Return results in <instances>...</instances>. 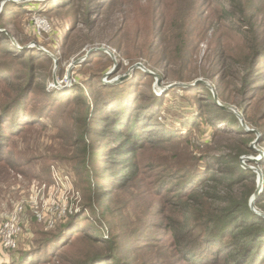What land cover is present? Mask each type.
Wrapping results in <instances>:
<instances>
[{"label": "rangeland", "instance_id": "1", "mask_svg": "<svg viewBox=\"0 0 264 264\" xmlns=\"http://www.w3.org/2000/svg\"><path fill=\"white\" fill-rule=\"evenodd\" d=\"M202 2L194 11L193 0H0V103L13 95L11 82L29 78L30 69L21 60L29 51L36 55L35 77L25 99L29 115L24 112L18 133L9 135L12 147L0 162V226L15 210H21L17 214L18 248L6 251L0 244V263H18L26 250L44 244L47 251L39 260L52 257L50 264H85L88 258H92L89 264H189L177 258L174 232L164 228L158 212L150 215L149 219L154 218L150 226L142 223L143 213L151 209L147 202L152 201L142 178L151 184L150 176L161 175L159 168L152 171L148 166L152 161L147 157L153 151L143 153L144 175H138L132 187L115 189L111 197L96 203L93 192L99 189L89 174L110 159L103 156L92 162L88 155L84 157L81 148L86 144L75 138L90 117H77L83 110L74 101L66 105L63 98L53 101L43 94L41 82L56 95L67 90L72 99L81 88L90 114L96 117L102 112L112 117L108 104H122V110L131 102L143 114L154 108L153 123L189 132L196 150L213 133L218 154L240 142L243 135L236 136V130L253 131L252 153L241 157V164L256 174L257 188L262 178V191L264 76H257L241 90L242 78L253 68L246 58L248 44L236 30L238 24L229 25L214 16L212 9L221 7L220 0ZM259 4L264 7V0ZM181 17H187L192 32L182 61L174 57L181 45L167 31V24ZM166 51L171 52L172 61L165 58ZM46 56L52 61L45 60ZM260 62L256 58L255 66ZM50 75L52 79L47 78ZM178 76L188 80L177 81ZM196 80H202L207 89L195 84ZM32 89L38 91L30 93ZM198 92L201 97L194 100ZM203 92L212 94L213 101L208 102L233 113L240 127L230 121L213 127L207 117L186 124L202 106ZM95 98L106 99L108 104ZM96 104L100 108L93 110ZM91 121L87 144L100 142L94 130L102 122L95 117ZM84 160L86 166H82ZM107 166L116 168L115 164ZM87 179L92 180L93 190L85 183ZM68 225L59 238L54 236ZM113 237L115 253L107 243Z\"/></svg>", "mask_w": 264, "mask_h": 264}, {"label": "trees", "instance_id": "2", "mask_svg": "<svg viewBox=\"0 0 264 264\" xmlns=\"http://www.w3.org/2000/svg\"><path fill=\"white\" fill-rule=\"evenodd\" d=\"M208 1L203 0L202 3L206 4ZM220 1L221 7L212 9L214 16L229 25L238 24L239 28L236 30L248 44L246 58L253 68L251 67L250 72L242 78L241 90H244L257 76L262 73V77L264 76V64H262L264 62V7H259V0L257 2L255 0ZM199 2L200 0H193L194 11L197 10ZM190 26L187 17L174 18L167 24V31L172 33L175 41L181 45L179 50L178 48L175 50L176 60L182 61L181 54L187 47L188 37L192 35ZM4 51L6 52V49ZM168 51L165 58L172 61L173 58L169 55L171 52ZM34 56L36 55L29 51L25 58H20L21 61L26 62L21 63L26 64L30 69L29 78L23 82H11L14 85L13 95L0 103V162L4 161L6 155L10 153L12 144L8 140L11 135L18 133L20 123L26 117L23 113L29 115L25 99L35 77L32 69ZM256 58L262 62L255 66ZM44 59L52 61L47 56ZM47 78L52 79L51 75ZM176 79L177 81L188 80L184 76H178ZM39 84L43 94L53 98V101L63 98L66 105L74 101V104L83 110V113L77 116L80 119L89 120L90 117L89 122L82 127L83 131L79 132L75 139L82 140L86 144L81 149L84 157L88 155L90 161H99L103 156L110 159L102 164L101 169H93L89 174L94 187L96 185L95 188L99 189L93 192L96 203L100 199L106 200L111 197L115 189L132 187L138 175H144L140 166L143 153L153 151L147 157L149 161H152L148 166L152 171L159 168L161 175L157 178L150 176L151 184L142 178V183H148L152 200L147 202L151 209L147 208L143 213L145 217L142 221L143 225L150 226L154 221V218L149 219L150 215L158 212L157 214L165 223L164 228L169 227V230L174 232L175 253L179 261L189 264H264V216L256 214L250 207V199L257 189V176L251 170L243 168L241 164V157L252 153L250 143L253 139V131L236 130L234 134L243 135V138L241 137L238 144L218 154H215L213 146L216 142L215 133L208 142L199 145L196 150L192 148L189 132L182 133L178 129L159 128L153 123L156 122L152 118L156 114L154 108L150 110L145 108L148 112L143 114L142 109H134L131 102L129 105L125 104V109L120 110L122 104L114 107V104H108L106 99L95 98L96 102L107 103L110 114H113L111 118H107L102 112L96 117L90 114L92 111L85 104V94L81 88L78 89L79 96L72 99L67 94V90L61 95H56L46 88L44 82ZM197 85L202 86L203 90L207 89L204 84ZM36 91L38 89H32L30 93ZM200 97L201 94L198 92V95L192 98L199 100ZM204 97L202 100L204 102L199 103L202 106H199L197 116L194 115L186 124H194L193 121L197 122L200 117H207V122H210L213 127L227 121L235 127L238 126V119L233 113L207 101H213L212 94L205 92ZM98 107L99 104H96L93 110H97ZM242 112L244 113V109ZM92 117L102 122V125L97 127L96 131L94 130L100 142L94 144L90 141L89 143L92 142V144H87L85 137H91L93 130ZM215 130L218 131L216 133L220 131V129ZM103 141H105L104 144H102ZM6 146L9 147L8 150ZM116 159L117 163H115ZM85 163H87L86 160L82 166H86ZM108 164H115L116 168L110 170ZM99 172L102 176L98 175ZM91 179L85 180V183L89 184L90 189L93 190ZM254 205L264 215V188ZM69 225L63 226L54 236L59 238ZM74 225L76 223L70 227ZM94 232L97 233V230ZM142 237L146 239L145 236L142 235ZM107 243L110 245V250L115 253L117 247L114 237L107 240ZM46 251L44 244L33 245L21 254L18 263L13 260L14 264L31 262L50 264L52 257L43 258L41 262L39 260L42 258V253ZM91 259L88 258L85 264H89ZM113 260H116V256H113Z\"/></svg>", "mask_w": 264, "mask_h": 264}, {"label": "built area", "instance_id": "3", "mask_svg": "<svg viewBox=\"0 0 264 264\" xmlns=\"http://www.w3.org/2000/svg\"><path fill=\"white\" fill-rule=\"evenodd\" d=\"M20 211L15 210V212L8 216L5 222L0 226V244L3 250L11 251L18 248L20 237V222L17 214Z\"/></svg>", "mask_w": 264, "mask_h": 264}, {"label": "water", "instance_id": "4", "mask_svg": "<svg viewBox=\"0 0 264 264\" xmlns=\"http://www.w3.org/2000/svg\"><path fill=\"white\" fill-rule=\"evenodd\" d=\"M93 51H94V50H91V51H89V53H92ZM77 63H78V62H76V64H77ZM198 83H203V81H202V80H196L195 84H198ZM195 84H193V85H195ZM184 86H186V87H190V86H192V85H184ZM261 184H262V178H260V179L258 180V188H257L256 192L254 193V195H253V196L251 197V199H250V207H251V209H252L256 214L264 216L261 212L257 211V210L255 209V207H254L255 200H256L257 196L259 195V193H260Z\"/></svg>", "mask_w": 264, "mask_h": 264}]
</instances>
